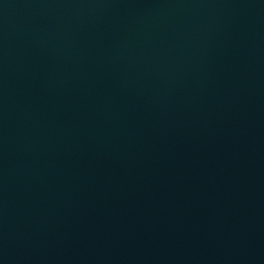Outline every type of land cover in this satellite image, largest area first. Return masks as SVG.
Listing matches in <instances>:
<instances>
[{
  "label": "water",
  "instance_id": "1",
  "mask_svg": "<svg viewBox=\"0 0 264 264\" xmlns=\"http://www.w3.org/2000/svg\"><path fill=\"white\" fill-rule=\"evenodd\" d=\"M264 234V0H0V264H243Z\"/></svg>",
  "mask_w": 264,
  "mask_h": 264
}]
</instances>
